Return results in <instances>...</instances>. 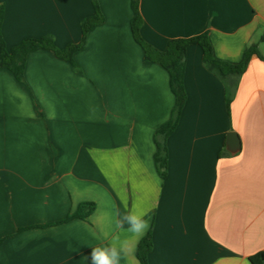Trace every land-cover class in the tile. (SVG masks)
I'll return each instance as SVG.
<instances>
[{"label":"crops","instance_id":"obj_1","mask_svg":"<svg viewBox=\"0 0 264 264\" xmlns=\"http://www.w3.org/2000/svg\"><path fill=\"white\" fill-rule=\"evenodd\" d=\"M97 1L103 21L75 67L45 48L27 54L22 80L0 66V264H91L90 246L117 237L132 249L122 264H140L141 239L114 227L116 210L134 204L150 215L148 264H264V0H139L140 35L159 50L207 31L213 56L238 63L257 44L236 86L187 47L164 177L153 154L175 102L168 72L144 58L130 0ZM0 5L8 48L44 35L59 49L77 43L93 13L91 0ZM82 201L96 204L86 219L52 224Z\"/></svg>","mask_w":264,"mask_h":264},{"label":"trees","instance_id":"obj_2","mask_svg":"<svg viewBox=\"0 0 264 264\" xmlns=\"http://www.w3.org/2000/svg\"><path fill=\"white\" fill-rule=\"evenodd\" d=\"M93 13L81 20V39L77 43H67L64 48L59 49L55 46L51 35L41 37H26L18 44L8 48L2 36L1 27L4 16V7L0 5V66L9 69L14 76L22 80L23 70L27 54L37 48H45L54 52L60 58L66 59L75 67L73 55L82 49L86 42V35L90 29L103 21V15L97 0H91ZM132 18L130 21L131 32L138 44L143 49L144 58L163 66L169 75V85L174 94L175 102L169 119L161 125L154 133L155 151L153 154L154 165L161 177L166 174L167 168V137L177 126L182 107L186 99L183 84L185 54L190 44H198L202 50V61L205 67L217 75L229 85L236 86L238 78L245 71L248 62L253 54H258L257 44L251 43L244 50L242 60L238 63H229L216 59L213 56L212 45L208 32L204 31L187 38H172L168 41L164 50H159L147 43L140 35L142 18L139 11V0H130ZM264 41V34L261 36ZM263 61L264 58L259 56ZM231 95L226 96V107L229 110ZM227 153V152H226ZM225 154V152H223ZM93 201H82L76 210L70 212L65 218L52 224H59L74 218L86 219L95 209ZM1 241V239H0ZM152 248L151 234L148 232L138 243L136 255L140 264H148V255Z\"/></svg>","mask_w":264,"mask_h":264},{"label":"clouds","instance_id":"obj_3","mask_svg":"<svg viewBox=\"0 0 264 264\" xmlns=\"http://www.w3.org/2000/svg\"><path fill=\"white\" fill-rule=\"evenodd\" d=\"M114 227L123 229L127 225L126 231L133 234L137 240L141 239L150 228V215L144 208L133 205L124 213L119 210L115 212ZM116 242L105 244L99 243L91 247V264H122L124 255L129 248L127 240H119Z\"/></svg>","mask_w":264,"mask_h":264},{"label":"water","instance_id":"obj_4","mask_svg":"<svg viewBox=\"0 0 264 264\" xmlns=\"http://www.w3.org/2000/svg\"><path fill=\"white\" fill-rule=\"evenodd\" d=\"M227 144L230 152H235L239 148V139L236 133L229 132L227 134Z\"/></svg>","mask_w":264,"mask_h":264},{"label":"rangeland","instance_id":"obj_5","mask_svg":"<svg viewBox=\"0 0 264 264\" xmlns=\"http://www.w3.org/2000/svg\"><path fill=\"white\" fill-rule=\"evenodd\" d=\"M258 45H259V47H260L262 53L264 54V41H261V40L259 39V41H258Z\"/></svg>","mask_w":264,"mask_h":264}]
</instances>
